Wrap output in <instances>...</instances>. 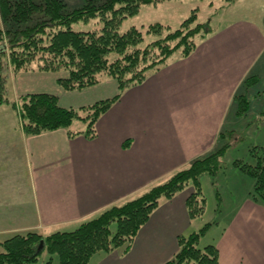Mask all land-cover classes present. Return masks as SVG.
<instances>
[{
  "label": "crops",
  "instance_id": "1",
  "mask_svg": "<svg viewBox=\"0 0 264 264\" xmlns=\"http://www.w3.org/2000/svg\"><path fill=\"white\" fill-rule=\"evenodd\" d=\"M262 60L263 25L239 20L129 87L98 119L94 138L85 135L86 125L73 129L75 121L73 136L65 128L27 135L19 115V125L1 123L0 252L1 242L17 233L73 230L212 152L230 115L236 118L235 96L244 79L261 74ZM66 76L21 72L10 85L17 98L50 93L73 108L119 92L113 79L65 91L58 79ZM192 190L162 201L127 253H97L91 264L166 263L178 251L180 235L202 228L189 217ZM249 193L221 216L220 232L208 243L218 247L219 264H264V203Z\"/></svg>",
  "mask_w": 264,
  "mask_h": 264
},
{
  "label": "trees",
  "instance_id": "2",
  "mask_svg": "<svg viewBox=\"0 0 264 264\" xmlns=\"http://www.w3.org/2000/svg\"><path fill=\"white\" fill-rule=\"evenodd\" d=\"M155 1L159 0H86L71 9L66 0H0V106L12 103L27 135L65 128L73 136L78 132L71 126L81 119L87 125L85 135L94 138L98 119L129 87L142 83L162 68L177 50H181L182 57L189 56L198 46L195 38L198 33L203 31L205 36L211 32L206 23L194 24L196 13L174 30L160 22L150 24L146 34L153 33L158 38L145 46L140 28L132 26L120 31L124 19L136 15L143 4ZM94 18L102 24L99 29H73L74 23ZM10 70L14 75L34 71L66 72V77L58 79L66 91L83 90L114 79L119 92L113 98L81 108L63 107L59 98L50 93L23 94L13 100L8 96L7 87ZM257 76L248 75L243 81L244 88L256 86ZM252 77L255 79L251 80ZM251 103L246 93H237L236 115L241 116ZM225 135L222 131L220 139ZM229 146L224 144L194 159L166 181L131 200L104 209L73 230L48 235L28 231L5 239L1 242L0 264H33L43 253L47 254L43 264H91L97 253L118 249L127 253L162 201L188 187H193L186 201L190 219L203 215L205 198L200 178L203 174L215 176L224 168L222 157ZM258 148L261 147L257 146L255 151ZM233 165L253 178L250 196L264 203V155L257 154L255 164L236 159ZM208 226L209 223L188 235H180L178 251L164 264H219L216 245H199Z\"/></svg>",
  "mask_w": 264,
  "mask_h": 264
},
{
  "label": "rangeland",
  "instance_id": "3",
  "mask_svg": "<svg viewBox=\"0 0 264 264\" xmlns=\"http://www.w3.org/2000/svg\"><path fill=\"white\" fill-rule=\"evenodd\" d=\"M85 1L66 0L71 9L81 6ZM193 13L197 15L194 24L197 22L206 23L208 25L207 28L211 31L205 33V36H203L204 34L202 35L203 31L198 33L197 37H195L198 46L205 39H209L220 30L239 20L251 19L264 27V0H234L232 2L226 0H159L143 4L136 15L124 19L120 26V31H126L132 26L140 28L145 37L142 45L145 46L158 38L156 34H146L150 24L160 22L174 30ZM101 25V22L94 18L88 22L79 21L74 23L73 29L93 30L99 29ZM180 56H182L181 50H177L168 62ZM262 64L264 65V60H262L260 67L263 66ZM260 73L256 77L258 82L256 86H245L244 88L243 85L239 92L246 93L247 99L252 101L250 108L241 116L236 115V118L230 115L229 125L225 129V138L221 139L214 149L217 150L224 144H230L222 157L224 168L215 176L203 174L200 178L202 193L205 198V212L203 215L194 218L192 222L195 226L198 224L202 227L209 223L205 234L201 237L200 247L214 242L218 236L216 233L220 232L221 227L217 225L219 223L220 225L222 224L221 216L229 214V209L238 204L242 198H245L247 192H251L254 188L253 178L242 172L238 167H235L233 162L236 159H242L255 164L257 162V154L264 155V69H261ZM14 76L16 75L10 70L7 87L8 96L13 100L17 99L14 95L13 87L11 88L10 85V83L13 84L11 78ZM254 77L251 80L255 79ZM104 81H107V79ZM1 107L3 108H0V125H3L1 123H7V125L20 124L18 111L12 103L1 105ZM85 125V121L77 119L73 124V129L81 130L82 126L84 127ZM228 131L233 133L231 134ZM255 146L256 148L257 146L261 148L255 151ZM46 258L47 254L43 253V255H40L39 260L33 264H43Z\"/></svg>",
  "mask_w": 264,
  "mask_h": 264
},
{
  "label": "water",
  "instance_id": "4",
  "mask_svg": "<svg viewBox=\"0 0 264 264\" xmlns=\"http://www.w3.org/2000/svg\"><path fill=\"white\" fill-rule=\"evenodd\" d=\"M43 245H44V244L42 243L41 247H43Z\"/></svg>",
  "mask_w": 264,
  "mask_h": 264
}]
</instances>
